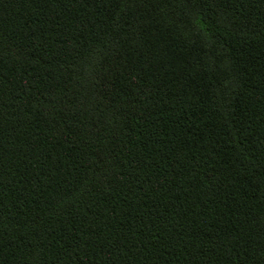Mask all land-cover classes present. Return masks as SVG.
<instances>
[{"label": "trees", "instance_id": "trees-1", "mask_svg": "<svg viewBox=\"0 0 264 264\" xmlns=\"http://www.w3.org/2000/svg\"><path fill=\"white\" fill-rule=\"evenodd\" d=\"M0 264H264V0H0Z\"/></svg>", "mask_w": 264, "mask_h": 264}]
</instances>
